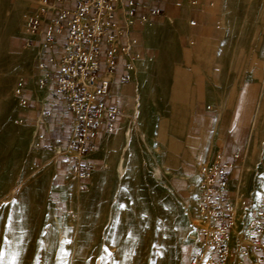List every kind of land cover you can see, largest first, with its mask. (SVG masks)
I'll return each mask as SVG.
<instances>
[{"label":"rangeland","instance_id":"rangeland-1","mask_svg":"<svg viewBox=\"0 0 264 264\" xmlns=\"http://www.w3.org/2000/svg\"><path fill=\"white\" fill-rule=\"evenodd\" d=\"M211 2L208 24L148 32L121 80L124 116L78 181L75 117L68 102L49 104L28 41L42 0H0V264H214L201 246L199 166L227 159L231 199L264 201V0Z\"/></svg>","mask_w":264,"mask_h":264},{"label":"built area","instance_id":"built-area-1","mask_svg":"<svg viewBox=\"0 0 264 264\" xmlns=\"http://www.w3.org/2000/svg\"><path fill=\"white\" fill-rule=\"evenodd\" d=\"M71 1L54 0L63 4L54 25L60 27L65 23L66 47L70 51L59 62L53 55L50 61L59 72L56 88L68 98L75 117L74 138L69 148L76 153L72 170L80 181L89 175L91 163L84 156L93 150L94 140L112 134L118 120L124 116V110L105 103L112 72L118 67L120 57L129 58L131 61L125 63V72L120 75V80H128L134 68L132 60L140 58V52L133 47L134 41L121 43L123 26L113 20V16L120 12V6L125 21L131 22L134 0H76L75 8L69 6ZM48 2L42 0V4ZM41 11L44 12V8L41 7ZM157 14L159 10H151L143 19ZM39 21L38 16L30 19L32 31L37 30ZM190 24L194 25L196 21L192 19ZM54 35L52 26L45 31L43 49L51 48ZM104 43L107 46L105 55L102 54ZM102 67L100 75L97 72ZM44 81L41 79L42 85ZM19 86L17 93L24 89L22 82ZM21 103L23 106L27 104L24 94ZM232 168V162L218 158L199 166L197 210L205 223L201 229V246L210 251L212 262L216 259L214 264H228L237 254L248 255L250 251L257 254L255 263L263 264L264 201L254 203L248 199L239 202L237 198L231 199L227 186ZM202 256H195L193 263H200Z\"/></svg>","mask_w":264,"mask_h":264},{"label":"crops","instance_id":"crops-1","mask_svg":"<svg viewBox=\"0 0 264 264\" xmlns=\"http://www.w3.org/2000/svg\"><path fill=\"white\" fill-rule=\"evenodd\" d=\"M213 0H134L133 3V15L131 22L125 21L126 17L121 12V7L118 6L119 13L113 16V20H118L123 26V33L121 35V43H132L133 47L138 49L141 56V51L143 47V42L146 39V35L154 27L162 24L168 23L172 24L175 20L180 19L186 21L187 19H194L199 23L208 24L209 17H212L213 10ZM54 3V4H53ZM63 4L55 3L54 0H49L48 3L42 4L41 7L44 8V12L40 11L38 17L40 18L39 26L37 30L29 32V39H32V43L36 44L40 50L41 65L43 68V77L46 83L51 86V91L55 94L50 100L49 104H52L55 109L58 106H63V102H69L65 94L58 91L56 88V82L59 77V72L53 62L50 61V56L53 55L56 61L59 62L64 55H68L70 49L66 47L67 39L66 32L67 28L65 23H62L60 27L54 25V21L59 16V7ZM71 8L77 6V1L72 0L69 5ZM159 10V14L151 15L148 19H143V16L147 15L151 10ZM54 29V39L51 48L43 49L42 43L45 39V31L49 27ZM60 29V30H59ZM203 34V35H200ZM189 42H195L196 40L205 39V34L200 31L197 37H187ZM106 45L104 43L102 47V54L105 55ZM131 61L129 58L124 56L119 58L118 67L114 72H112V77L108 83V92L105 97V103L110 106H116L117 108L124 110L129 104V94L128 91L130 87L120 80V75L125 72V63ZM135 64L137 60H132ZM98 74L103 73V67L98 70ZM27 99V97H25ZM30 104V103H29ZM60 108H58L59 110ZM30 115V112H27ZM57 114V113H56ZM41 116V114H39ZM31 116V115H30ZM195 128L200 130L202 133L207 130V125L205 122L198 123ZM227 136V135H226ZM103 137L99 136L94 140L93 147L97 146L100 139ZM69 151H73L69 148ZM94 149V148H93ZM93 151V150H92ZM74 155L76 153L74 152ZM72 155V156H74ZM222 161H227L223 159ZM72 166V165H71ZM228 194V193H227ZM232 195V193H230ZM257 254L250 251L248 255H239L233 259L235 264H257L256 261ZM262 264V263H261Z\"/></svg>","mask_w":264,"mask_h":264},{"label":"bare ground","instance_id":"bare-ground-1","mask_svg":"<svg viewBox=\"0 0 264 264\" xmlns=\"http://www.w3.org/2000/svg\"><path fill=\"white\" fill-rule=\"evenodd\" d=\"M108 76H106V78H107Z\"/></svg>","mask_w":264,"mask_h":264}]
</instances>
